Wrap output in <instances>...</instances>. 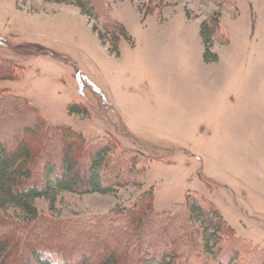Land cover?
I'll use <instances>...</instances> for the list:
<instances>
[{"label": "rangeland", "instance_id": "1", "mask_svg": "<svg viewBox=\"0 0 264 264\" xmlns=\"http://www.w3.org/2000/svg\"><path fill=\"white\" fill-rule=\"evenodd\" d=\"M103 2L127 35L118 54L94 31L104 32V21L74 5L0 0V38L19 45V53L0 46L19 65L0 93L28 99L56 127L143 153L125 188L37 200L39 212L100 220L142 192L153 193L159 213L202 197L251 252L264 250V0ZM215 18L217 60L207 61L201 30ZM0 217L10 225L25 218L15 209Z\"/></svg>", "mask_w": 264, "mask_h": 264}, {"label": "trees", "instance_id": "2", "mask_svg": "<svg viewBox=\"0 0 264 264\" xmlns=\"http://www.w3.org/2000/svg\"><path fill=\"white\" fill-rule=\"evenodd\" d=\"M44 1L71 4L90 20H103L104 32L95 26L94 31L118 54L127 35L105 13L104 0ZM216 21L202 25L207 61L217 60L212 52ZM0 46L19 53V45L7 39L0 38ZM18 69L14 60L0 55V82L15 81ZM70 112L89 114L80 106ZM119 150L116 138L87 140L46 121L28 99L0 93V213L15 209L25 217L13 225L0 219V233H19L0 235V264H264V250L251 252L202 197L159 213L149 191L100 220L43 218L37 200L52 204L63 193L107 195L125 188L143 153ZM248 252L254 255L245 262Z\"/></svg>", "mask_w": 264, "mask_h": 264}]
</instances>
